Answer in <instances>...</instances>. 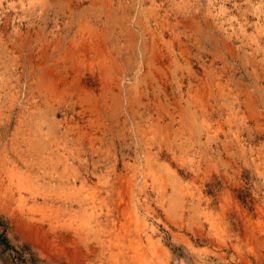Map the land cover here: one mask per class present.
<instances>
[{"label":"rangeland","instance_id":"1","mask_svg":"<svg viewBox=\"0 0 264 264\" xmlns=\"http://www.w3.org/2000/svg\"><path fill=\"white\" fill-rule=\"evenodd\" d=\"M0 264H264V0H0Z\"/></svg>","mask_w":264,"mask_h":264}]
</instances>
